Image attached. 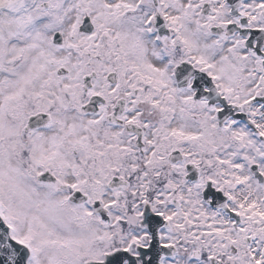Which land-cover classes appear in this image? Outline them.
Listing matches in <instances>:
<instances>
[{
	"label": "snow or ice",
	"instance_id": "1",
	"mask_svg": "<svg viewBox=\"0 0 264 264\" xmlns=\"http://www.w3.org/2000/svg\"><path fill=\"white\" fill-rule=\"evenodd\" d=\"M0 264H264V0H0Z\"/></svg>",
	"mask_w": 264,
	"mask_h": 264
}]
</instances>
